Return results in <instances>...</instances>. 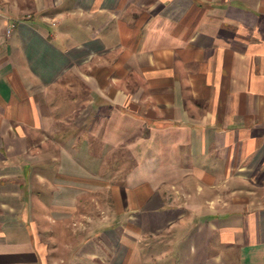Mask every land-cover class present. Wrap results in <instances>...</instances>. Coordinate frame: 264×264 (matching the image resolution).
Segmentation results:
<instances>
[{
	"label": "crops",
	"instance_id": "obj_1",
	"mask_svg": "<svg viewBox=\"0 0 264 264\" xmlns=\"http://www.w3.org/2000/svg\"><path fill=\"white\" fill-rule=\"evenodd\" d=\"M0 264H264V0H0Z\"/></svg>",
	"mask_w": 264,
	"mask_h": 264
},
{
	"label": "built area",
	"instance_id": "obj_2",
	"mask_svg": "<svg viewBox=\"0 0 264 264\" xmlns=\"http://www.w3.org/2000/svg\"><path fill=\"white\" fill-rule=\"evenodd\" d=\"M9 31H10V29H9Z\"/></svg>",
	"mask_w": 264,
	"mask_h": 264
}]
</instances>
